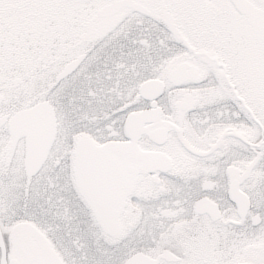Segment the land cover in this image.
I'll return each mask as SVG.
<instances>
[{
  "label": "flooded vegetation",
  "instance_id": "af4514ba",
  "mask_svg": "<svg viewBox=\"0 0 264 264\" xmlns=\"http://www.w3.org/2000/svg\"><path fill=\"white\" fill-rule=\"evenodd\" d=\"M106 7L81 6L73 8L71 16H56L66 22L49 34V15L44 13L10 35L0 71V158L5 162L0 186L7 185L18 201L30 197V188L51 187L61 179L70 180L79 190V161L87 147L105 137H121L108 141L131 148L124 156L126 174L118 192L103 202L82 196L84 207L65 209L71 212L66 219L72 226L57 225L67 229L64 255L59 257L62 264H66L64 256L71 264H126L133 257L138 258L137 264H171L179 258L173 248L190 251L202 264H248L238 251L234 229L227 227L241 222L229 201L239 204L241 215L251 203L245 191L250 186L243 183L249 177L247 167L230 166L223 174L218 166L190 167L188 161L223 142V133L214 135L211 125L204 128L209 117L198 107V89L168 90V81L196 82L203 73L182 59L184 54L174 65L180 54H170L169 36L141 18L152 16L168 23L167 14L129 7L98 17ZM116 38L133 40L134 51L150 59L149 77L146 73L145 79L137 80L138 70L119 61L107 65L110 54L104 64L99 63L100 54L109 50L97 49ZM203 53L211 55L208 50ZM80 58L78 66L60 78ZM180 65H186L185 75L174 78ZM148 81L162 84L161 94L150 100L138 97L139 88ZM43 103L53 111L55 133L40 164L39 151L30 153L25 138L15 140L10 135V122ZM63 103L70 104L69 113ZM177 105L189 109L179 118L169 111ZM146 111H152L148 122L130 121ZM79 128L88 130L75 131ZM231 131L245 140L252 134L245 128ZM26 162L40 164L32 176ZM250 247L264 248V239Z\"/></svg>",
  "mask_w": 264,
  "mask_h": 264
},
{
  "label": "snow or ice",
  "instance_id": "6c2138e0",
  "mask_svg": "<svg viewBox=\"0 0 264 264\" xmlns=\"http://www.w3.org/2000/svg\"><path fill=\"white\" fill-rule=\"evenodd\" d=\"M90 5L120 9L135 5L167 14L168 23L152 16L141 18L157 24L165 37L177 29L187 38L186 43L170 42V54H184L183 59L197 65L203 74L196 82L168 81V90L198 89V107L209 117L204 128L211 125L214 135L223 133L222 143L188 164L192 168L218 166L222 174L230 166L247 167L249 177L243 183L250 186L245 191L251 203L241 215L239 204L229 201L241 222L227 227L234 229L240 241L238 251L248 264H264V248L250 247L264 239V0H0V71L14 30L28 26L44 13ZM203 50L211 55L205 56ZM186 110L177 105L169 111L179 118ZM233 128H245L252 134L241 139L231 131ZM119 139L105 137L87 147L79 161V190L70 180L61 179L51 187L30 188V197L18 201L7 185L0 186V264H62L59 257L64 255L67 229H58L57 225L69 224L66 217L71 212L65 209L84 207L82 196L103 202L115 196L121 186L126 174L124 156L131 148L108 142ZM4 167L0 158V170ZM172 251L179 258L171 264H202L188 250ZM64 261L71 264L67 256Z\"/></svg>",
  "mask_w": 264,
  "mask_h": 264
},
{
  "label": "water",
  "instance_id": "95a60500",
  "mask_svg": "<svg viewBox=\"0 0 264 264\" xmlns=\"http://www.w3.org/2000/svg\"><path fill=\"white\" fill-rule=\"evenodd\" d=\"M135 11H143L142 8L133 6L130 7ZM119 8H113L111 6L104 8L98 13V17H107L114 13ZM82 58L68 65L60 78L71 73L80 63ZM186 65H180L174 72V78H183L185 75ZM155 92V93H154ZM162 92V84L157 81H148L141 85L139 88V96L144 99H154L158 97ZM158 93V94H156ZM152 112V111H151ZM150 111L142 112L140 115L130 119V121H136L139 124L146 123L150 120ZM55 133V120L51 107L47 103H43L31 109L30 111L21 112L17 114L10 122V135L15 140L25 138L28 146V151L34 153L39 151L40 156L37 163L43 162L46 157L50 145ZM138 137V136H137ZM85 142H80L83 145ZM40 164L35 166H29L26 162V170L33 169L29 176L36 173ZM137 257L131 258L126 264H137Z\"/></svg>",
  "mask_w": 264,
  "mask_h": 264
},
{
  "label": "trees",
  "instance_id": "16d2710c",
  "mask_svg": "<svg viewBox=\"0 0 264 264\" xmlns=\"http://www.w3.org/2000/svg\"><path fill=\"white\" fill-rule=\"evenodd\" d=\"M74 14L73 9H66L61 11H51L46 13V15H49L47 19V34L54 33L56 26L65 23L66 19H62L59 21L56 16H71ZM79 14V13H78ZM53 42V38H49ZM131 39H122V38H116L109 41V43H105L101 45L100 49L97 50H109L107 53L103 54L102 52L100 54L101 59L99 60V63L104 64V58L107 57V54H110V57L106 60V64L110 65L113 62H120L124 65L125 68H133L134 70H138V74L140 73V77L136 78L137 80L145 79V74L148 72L149 67L148 64H150V59H148L147 56L140 55L136 51V47L132 44ZM105 69V67H102ZM142 68H146L145 70ZM94 70H96V67H94ZM65 109L67 110V113L70 112V104L69 103H63Z\"/></svg>",
  "mask_w": 264,
  "mask_h": 264
},
{
  "label": "rangeland",
  "instance_id": "374dc122",
  "mask_svg": "<svg viewBox=\"0 0 264 264\" xmlns=\"http://www.w3.org/2000/svg\"><path fill=\"white\" fill-rule=\"evenodd\" d=\"M79 24H80V22H79ZM174 31H175V34H176V36H173V37H171V36H169V40H170V42H172V41H175V42H187V38L183 35V33L182 32H179L177 29H174ZM171 44V43H170ZM180 55V59H176V58H174L176 61H174V65H176L178 62H180L182 59H181V55H183L182 53H179ZM149 71H151V70H148V72L147 73H149V75L148 76H146V77H149L151 74H152V71H151V73L149 72Z\"/></svg>",
  "mask_w": 264,
  "mask_h": 264
}]
</instances>
